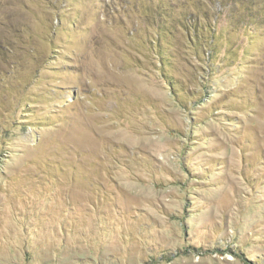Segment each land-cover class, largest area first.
<instances>
[{
  "label": "rangeland",
  "instance_id": "obj_1",
  "mask_svg": "<svg viewBox=\"0 0 264 264\" xmlns=\"http://www.w3.org/2000/svg\"><path fill=\"white\" fill-rule=\"evenodd\" d=\"M193 2L0 0V264H264V0Z\"/></svg>",
  "mask_w": 264,
  "mask_h": 264
},
{
  "label": "trees",
  "instance_id": "obj_2",
  "mask_svg": "<svg viewBox=\"0 0 264 264\" xmlns=\"http://www.w3.org/2000/svg\"><path fill=\"white\" fill-rule=\"evenodd\" d=\"M148 2L151 3V5L155 6V9H161L162 7H164V4L162 2L166 1V0H146ZM197 2H193L194 6H196V8H191L193 9L192 14H188L189 15V19L187 21L184 20V17L182 16V20L181 18H179V20L177 21V23L179 24L180 28L182 30H184L185 32H187V35H192L191 31H193L194 36L197 35V33L199 32V30L202 29V19L201 17H203L205 19L206 14L205 12H203V0H196ZM245 2H247L248 0H244ZM217 2L219 3V7H222V0H217ZM233 2V0H232ZM189 3H182L181 7L184 6L183 8L185 9L186 6ZM230 5V4H229ZM221 12V11H220ZM219 12V13H220ZM232 15V14H231ZM157 17L159 18V24H161V27H163L164 25L167 24V20L163 17V14H157ZM212 33H215V31H217L215 28L211 29Z\"/></svg>",
  "mask_w": 264,
  "mask_h": 264
}]
</instances>
